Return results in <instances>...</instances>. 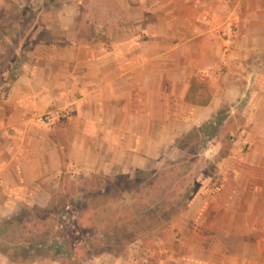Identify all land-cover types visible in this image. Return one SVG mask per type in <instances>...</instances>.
<instances>
[{"label":"crops","instance_id":"obj_1","mask_svg":"<svg viewBox=\"0 0 264 264\" xmlns=\"http://www.w3.org/2000/svg\"><path fill=\"white\" fill-rule=\"evenodd\" d=\"M35 2L40 4L0 0V12ZM125 3L130 14L137 12L136 22L123 36L127 42L118 41L112 52L81 41L65 18L52 20L32 32V47L16 75L0 84V221L38 207L42 185L59 179L69 151L70 158L81 156L80 168L101 175L152 169L161 153L151 151L167 150L171 134L178 138L212 123L238 81L264 85V0H113ZM200 85L210 91L207 106L187 101ZM249 105L248 114L257 118L254 100ZM51 108L72 112L63 139L34 125ZM253 179L232 175L218 195L197 194L145 253L134 247L117 262L96 263L264 264V229L250 238L249 197L243 193L250 187L240 185ZM0 264L12 263L0 254Z\"/></svg>","mask_w":264,"mask_h":264},{"label":"rangeland","instance_id":"obj_2","mask_svg":"<svg viewBox=\"0 0 264 264\" xmlns=\"http://www.w3.org/2000/svg\"><path fill=\"white\" fill-rule=\"evenodd\" d=\"M39 3H28L23 8L11 5L0 12V84L12 80L16 75L18 66L32 47V32L39 30L38 27L51 25L52 20L60 24L62 21L59 18H65L63 22L79 34L81 41L92 44V48L97 47L104 53L112 52L113 45L116 46L118 41H121V44L127 42L128 37L123 38V36L129 32L130 28L134 29L136 22L132 18L137 12L130 14L126 3L117 6L113 4V0H40ZM141 9L143 11V8L138 6L137 11ZM140 18L143 16L140 15ZM135 31L138 32L141 42L147 40L142 31L137 29ZM100 50L98 54H100ZM219 72V70L216 72V76H219ZM173 73L171 72L170 75ZM203 74L204 72H201V75ZM241 80L233 88L229 101L221 103L211 117L216 123L211 127L212 130L209 133L197 132L196 129L203 126L204 123L193 126L181 137L175 138V135L171 134L167 150L151 151L154 156L161 153L158 160L153 158L154 166L152 169H130L128 172L117 175H101L80 168L78 163L81 156L78 154L70 158L71 152L69 151L67 156L64 155L63 162L65 177H70V183L67 182L68 187H65V189L67 188L66 191L73 196L75 190L77 195L74 197L85 195L83 189L89 188V184H85L86 180L92 176L114 180L117 183L124 177H130L136 181H144L143 190L139 192L133 190L123 195L119 191L115 192L108 208L112 212L122 211L123 208H137L144 211L146 207L157 208V203L160 201H158L159 197L165 200V198L173 199L183 196L186 189L195 183L202 185L199 193L204 191L207 192V196H216L222 191L223 185L232 175L254 176L253 182L240 185L250 187L249 190L243 192L245 196L248 195L249 197L246 204L249 210V214L246 216L247 223L250 230L254 231L250 238H259V230L264 229V212L262 211L264 210V85L254 79L245 78ZM253 100L257 105L254 112L257 114V118L256 116L250 117L251 114H248L249 103H252ZM71 115L72 112L70 111L51 108L46 114L36 118L34 125L41 129L54 131V136L57 139H63L64 121H69ZM218 120H222L223 123L218 131H215ZM170 133H173L172 127H170ZM230 138H235V141L229 147V142L226 140ZM93 142H96V139ZM227 149H229L230 156L220 160L222 150ZM147 152L150 154L148 148ZM71 154L73 155V153ZM92 154L94 155L95 152ZM109 160L111 161L110 158ZM236 160L240 164L243 163V166L235 164ZM140 171H145L146 174L140 175ZM63 173L50 186L42 185L43 192L37 201L38 207H45L58 192L64 189V187L61 188ZM217 188L221 190L217 191ZM104 189V186L103 188L99 187V190L103 191ZM66 191L65 193L68 194ZM143 199L145 202L140 203ZM76 203L75 207L72 205L70 208V211L74 212L75 219L78 218L82 209L81 203L79 201ZM94 207L98 211L101 207L100 203ZM168 207L164 205L163 208ZM97 211L83 215L80 220L81 224L90 228L95 224L102 226L112 220V212L109 211L107 216H100L95 219L92 216ZM102 211L106 212V210ZM186 211L178 215L168 228L173 223L180 221ZM91 218L95 219V223L89 221ZM165 231L166 229L149 234L144 239L127 247L124 254L119 257L108 254L91 257L89 255L91 252H84L67 264H97L96 262L101 259L117 262L120 258L128 256L130 254L128 251L134 247H137L136 253H145L147 249H151L162 239ZM49 262L50 260L46 259L40 263L48 264Z\"/></svg>","mask_w":264,"mask_h":264},{"label":"trees","instance_id":"obj_3","mask_svg":"<svg viewBox=\"0 0 264 264\" xmlns=\"http://www.w3.org/2000/svg\"><path fill=\"white\" fill-rule=\"evenodd\" d=\"M187 101L193 105L207 106L211 102L210 91L206 86H195L191 89ZM64 122L67 123L66 120ZM222 123V120H218L215 131H218ZM214 124L215 121L196 130L199 133H209ZM226 141L229 142L230 147L235 138ZM228 156L229 149L222 150L220 160ZM139 174L143 175L146 172L140 171ZM69 179L70 177H65L64 171L61 182V188L64 189L58 192L46 207H26L20 214L0 221V254L8 258L10 263L33 264L49 259L51 262L60 261L61 264H67L84 252H91L89 254L91 257L106 254L119 257L124 254L127 247L149 234L167 229L178 215L187 210L202 188L201 184L195 183L178 198L163 200L159 197L158 201H160L155 209L146 207L143 211L137 208H123L122 211L112 212L108 205L110 200H113L115 192L119 191L122 195L133 190L139 192L143 190L145 182L124 177L117 183L114 180L92 176L86 180L85 184H89V188L83 189L85 195L74 197L77 195L75 190L74 195L71 196L66 191L67 188L65 189L68 187L67 182L70 183ZM100 186L102 188L104 186L105 189L99 190ZM77 201L81 203L82 209L75 219L74 212L70 211V208L72 205L75 207ZM144 202L145 199L140 201V203ZM98 203L101 207L97 211L93 206ZM164 205L170 208L165 209ZM92 211H97L95 215H91L95 219L107 216L108 211L112 212V220L102 226L95 224L87 228L80 220L83 215H88ZM95 219L91 218L89 221L94 222Z\"/></svg>","mask_w":264,"mask_h":264},{"label":"built area","instance_id":"obj_4","mask_svg":"<svg viewBox=\"0 0 264 264\" xmlns=\"http://www.w3.org/2000/svg\"><path fill=\"white\" fill-rule=\"evenodd\" d=\"M235 1H237V0H229V3H233V2H235ZM232 30H233V31L236 30L234 26L232 27ZM220 190H221L220 188H217V191H220Z\"/></svg>","mask_w":264,"mask_h":264}]
</instances>
